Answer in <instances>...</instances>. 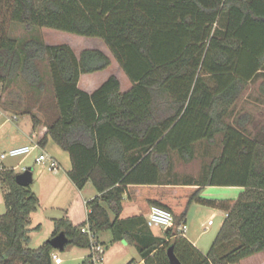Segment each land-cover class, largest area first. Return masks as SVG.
<instances>
[{
  "label": "trees",
  "instance_id": "16d2710c",
  "mask_svg": "<svg viewBox=\"0 0 264 264\" xmlns=\"http://www.w3.org/2000/svg\"><path fill=\"white\" fill-rule=\"evenodd\" d=\"M11 25L24 26L29 36L12 37ZM44 29L101 39L132 88L122 91L112 75L93 93L83 90L81 76L108 69L112 59L99 49L78 55L69 44H48ZM43 62L54 101L37 99L47 123L39 144L45 147L50 139L59 145L69 154L68 175L77 187L91 182L100 193L88 202L85 222L55 219L52 237L65 231L70 244L90 248L84 226L98 238L111 230L114 240L139 243L146 264H171L170 246L183 264H240L264 253V144L240 128L249 122L248 113L238 126L227 122L238 98L264 70V0H0V83L20 76L41 92ZM32 119L36 129L41 119L36 114ZM218 136L221 152L186 184L195 180L244 190L236 200L205 199L200 188L190 196L189 205L198 202L228 214L207 255L177 232L181 220L158 238L150 230L133 231V219L120 220L129 185L160 184L174 154L189 162L198 144H214ZM17 174L0 165L7 207L0 215V264H54L49 241L29 246L40 200L30 186L17 183Z\"/></svg>",
  "mask_w": 264,
  "mask_h": 264
},
{
  "label": "crops",
  "instance_id": "0c3cea01",
  "mask_svg": "<svg viewBox=\"0 0 264 264\" xmlns=\"http://www.w3.org/2000/svg\"><path fill=\"white\" fill-rule=\"evenodd\" d=\"M92 39L99 40V42L101 43L100 47H97L94 49H99L105 52L112 59V64L106 70L82 75L79 86L83 90L89 93H93L106 80H108L109 77H111L112 75H115L120 80L122 91L125 92L131 89L133 86V83L131 82L129 77L126 75V73L124 72L122 67L119 65V63L116 61V59L112 56V53L110 49L108 48V46L101 39H96V38H92ZM113 66L114 67L116 66L115 72H113L114 70L112 69ZM10 109L11 108H7L3 104H0V120L3 119L1 126H4L5 124L10 123L12 120H16V121L19 120L17 115L15 116L10 115V112H11ZM33 112H37V111L33 110ZM23 113L25 114V113H30V112H23ZM36 115L39 117V119H41L36 129H34V124H29L28 126L26 125V127H22L21 124L19 123L16 126L19 130L20 135L16 134V132L14 131L13 133L11 132V135L9 134V136L11 140L19 139L18 137L21 136V138L23 139L21 141L22 144L20 146L38 144L39 148H37L34 152L40 149L42 150V152L48 153L46 149H48V147L50 148V145L52 144L51 140L50 139L48 140L47 145L45 147H42L39 144L41 139L44 137L45 133L47 132V123L45 119H42V117H40L38 112L36 113ZM13 147H17V146H12L11 148ZM27 157H24L21 162L23 163V160ZM66 167L67 168H64L63 172H61V170L59 169L57 171L50 170V172L53 173L54 175L47 177L46 180L49 181L48 182L49 186H52L49 190H51L50 192H52L53 195L52 196L48 195V198H47L48 202H46L47 204H44L43 202L44 199L42 198L41 192L39 190H36L35 192L39 197L40 204H39L38 210L32 214V222L29 226V228L31 229V232H30L31 239H32V234H31L32 231L35 229L39 230L42 227L44 218L50 221V224L53 221L55 222V219H59L63 217H68L74 225H79L85 222L88 219V214L90 212L88 202L94 199L96 196L100 195V193H98L97 191L88 192L87 191L88 184H86V186L83 189L78 188L77 185L73 182V180L68 175V171L71 167V162ZM25 168H23V170H25ZM173 176L175 175L173 174V171L171 169L168 172H166V175L164 174L162 175L160 184L129 185L127 193L124 196L125 197L124 208L119 218L120 220L133 219L130 223L131 225L130 228H132L133 231L141 232L142 229H144V231L150 230L153 238L163 237L166 229L160 226L151 227L147 224L144 226L145 222L143 223V221H141V219H138V217H143L144 219L147 220L151 206L155 205V204H152L153 201H158L163 204H166L169 208H171V211L174 213V216H175L174 223H176V221L178 220H181V223L186 222L189 228L191 229V236L189 235L190 233V230H189L186 233V237L201 252L207 255L218 233L215 236L207 235V232L209 230L205 228L204 231L199 234V232L196 229V226H197L196 224L198 223L199 217L202 216L203 214L207 215L210 212H214L216 210H221V209L206 206L198 202H193L189 205L188 203H189L190 196L193 195L200 188V197L202 198L209 199V200H219V201L220 200H236L238 196L240 195V193L244 190V188L243 187H225V186H201L197 184L198 182H196L195 180L191 181V183L193 184H186L187 182L185 181V179L187 178L183 180H180L179 178H178L179 180H173L177 178L176 176L175 177ZM41 186L42 188L44 187V185H41ZM217 189H227V190L235 189L236 192H234L231 195H222V194L216 193ZM104 206L108 208L109 210V207L105 202H104ZM50 209L59 210L62 216L51 217V216L45 215ZM109 213H110L111 219L115 220L116 215L110 210H109ZM227 215H228L227 212H225L226 217ZM209 225H213V223L210 224L209 222ZM50 231H51L50 238H52L55 228L51 229ZM151 237L147 236L145 239V242H149ZM99 240L106 246V252L104 255L103 264H146L145 258L142 257L140 253L139 246H138L139 243L135 241L133 242L130 238L114 240L113 232L111 230H106V231H102L99 233ZM67 252L72 255H76V258L82 260V264H85L90 254V249L80 248V247L75 246V249H72ZM262 254L264 256V253L262 252L254 256H251L247 259H244L241 261L240 264H245V262H248L252 258H255L256 256L262 255ZM53 258H54V261L58 259L60 264H63L64 262H66V260H69V258L64 259V258L59 257L56 254L55 250L53 252Z\"/></svg>",
  "mask_w": 264,
  "mask_h": 264
},
{
  "label": "rangeland",
  "instance_id": "374dc122",
  "mask_svg": "<svg viewBox=\"0 0 264 264\" xmlns=\"http://www.w3.org/2000/svg\"><path fill=\"white\" fill-rule=\"evenodd\" d=\"M10 35L14 38L21 40L29 36V33L25 30L22 25H11ZM45 40L48 44H69L75 52L79 55L84 49H94L100 47L99 40H93L92 38L78 36L54 29L43 30ZM98 41V42H97ZM117 65V64H115ZM116 67V66H115ZM113 66V72L116 68ZM41 69L44 73V86L36 91L32 86H30L22 77H17L12 82L0 83V104H3L7 108H11L10 115H17L19 120H12L10 123L1 126L3 119L0 120V150L8 151L12 146H20L22 143L21 136L19 139L11 140L9 134L14 131L19 134L17 124H21L22 127H26L29 124H34L32 116L33 114H38L42 119L46 120V110L40 109V104L37 101L38 98L42 97V103L52 104L54 101V93L52 88V83L49 78V67L46 62L41 64ZM36 110L37 112H33ZM30 112V113H23ZM249 114V122L244 127H240L243 132L250 138H254L264 144V70L260 72L247 86L241 96L238 98L234 106L232 107L230 115L227 117V122L234 126H238V119L244 115ZM22 135V134H21ZM23 136V135H22ZM17 140V141H16ZM222 136H218L217 141L214 144L209 142H203L198 144L196 157L185 162L177 154L172 156V171L173 174L183 180L185 178H198L203 170V167L211 161V158L218 155L222 150ZM15 141V142H14ZM50 148L46 151L57 158L60 163L59 170L64 171L70 164L69 154L63 150L59 145L51 140ZM42 152V150H37L31 156L25 158L23 163L21 162L24 156H7L4 159L0 158V165L6 166L9 169H15L17 173L23 172V168L32 170L34 174V181L30 185L31 189L36 192L39 190L41 192L42 198L44 199V204H47L48 195H53L51 190L52 186H49L47 177L54 175L50 172V169L45 165L36 162V157ZM21 162V163H20ZM173 176V177H175ZM45 183V184H44ZM41 185H44L42 188ZM87 191H97L92 183H88ZM4 188L0 182V215L4 214L7 210L5 198H4ZM235 189H217L216 193L222 195H231ZM88 194V193H87ZM53 204V203H51ZM55 204V203H54ZM45 215L51 217L62 216L59 210L50 209ZM225 212L221 210H216L210 212L209 214H203L199 217L198 223L196 224V229L199 232L204 231L207 228L209 231L207 235L215 236L219 230L223 221L225 220ZM213 225H209V222ZM56 228L55 222H51L43 219L42 227L37 230L32 231V239L30 242V248L36 249L40 247L44 242L48 241L51 236V229ZM189 228V226H188ZM189 235L191 236V229ZM108 235V234H107ZM107 237V236H106ZM105 237V239H106ZM194 238V237H193ZM196 240V239H194ZM75 249L72 244H67L65 250L55 249L56 254L61 258H69L63 264H82V260L76 258V255H72L67 251ZM79 251V250H78ZM81 252V250H80ZM83 252V251H82ZM78 256V255H77ZM55 264H60L59 260L54 261ZM245 264H264V256L258 255L252 258L250 261L245 262Z\"/></svg>",
  "mask_w": 264,
  "mask_h": 264
},
{
  "label": "built area",
  "instance_id": "2783aa9c",
  "mask_svg": "<svg viewBox=\"0 0 264 264\" xmlns=\"http://www.w3.org/2000/svg\"><path fill=\"white\" fill-rule=\"evenodd\" d=\"M39 148L38 144L35 145H23L13 147L8 151H1L0 150V158L4 159L7 156H24L27 157ZM36 162L45 164L50 170L57 171L60 167V163L55 159L53 156L49 155L46 152L40 153L36 157ZM26 170V168H25ZM175 216L174 213L165 207L153 205L151 206L150 212L147 217V223L149 226H160L164 229H167L174 225ZM212 221L210 222V224ZM84 233H87L91 239V247L90 254L88 256V263L89 264H103L104 263V255L106 252V246L99 240L96 233H94L89 225H86L82 228ZM188 231V225L186 222H182L177 227V232L186 235Z\"/></svg>",
  "mask_w": 264,
  "mask_h": 264
},
{
  "label": "water",
  "instance_id": "95a60500",
  "mask_svg": "<svg viewBox=\"0 0 264 264\" xmlns=\"http://www.w3.org/2000/svg\"><path fill=\"white\" fill-rule=\"evenodd\" d=\"M34 180V174L32 170L26 169L21 173H18L16 176V181L22 186H30ZM54 249L64 250L70 242V238L65 231H61L56 236L48 240ZM167 254L171 264H183L180 259L177 257L174 247L170 246L167 250Z\"/></svg>",
  "mask_w": 264,
  "mask_h": 264
}]
</instances>
